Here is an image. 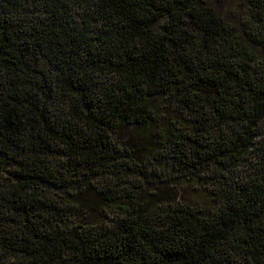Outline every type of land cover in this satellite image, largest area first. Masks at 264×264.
<instances>
[{
	"label": "trees",
	"instance_id": "obj_1",
	"mask_svg": "<svg viewBox=\"0 0 264 264\" xmlns=\"http://www.w3.org/2000/svg\"><path fill=\"white\" fill-rule=\"evenodd\" d=\"M226 1L0 0V264H264V0Z\"/></svg>",
	"mask_w": 264,
	"mask_h": 264
},
{
	"label": "rangeland",
	"instance_id": "obj_2",
	"mask_svg": "<svg viewBox=\"0 0 264 264\" xmlns=\"http://www.w3.org/2000/svg\"><path fill=\"white\" fill-rule=\"evenodd\" d=\"M239 2H240V0H227L226 3L219 8L222 10L221 15L226 16L229 20H232L233 17L236 16V8H237L236 5ZM227 7H231V8L227 9ZM223 10H225V11H223Z\"/></svg>",
	"mask_w": 264,
	"mask_h": 264
}]
</instances>
